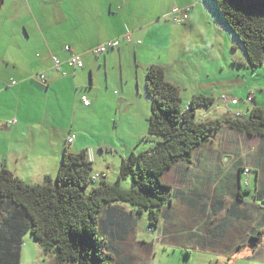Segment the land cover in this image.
<instances>
[{
	"label": "crops",
	"instance_id": "obj_1",
	"mask_svg": "<svg viewBox=\"0 0 264 264\" xmlns=\"http://www.w3.org/2000/svg\"><path fill=\"white\" fill-rule=\"evenodd\" d=\"M175 7L191 8L185 23L171 21L170 12ZM214 31H225L229 41L227 49H230V59L224 58L223 66L214 60L213 54L207 56L213 57L212 67L216 64L220 69L218 76L211 74L206 65L207 51L220 46L215 36L213 40L205 36ZM125 35L130 36V43H121L119 48L99 57L93 55L98 46ZM65 47H69L70 52H66ZM238 50L232 35L215 16L207 0H0V167L25 184L36 185L46 177L56 176L66 148L72 153L84 151L94 166L98 163V153L102 155V149L96 146L100 147L97 142L108 129V111L111 106L114 113L133 109V99L145 94V74L150 66L163 68L165 81L180 89L181 104L185 100L186 109L196 95L214 100L215 82L223 78L229 61L232 68L251 71L252 77L258 76V70L264 72V65L250 70L245 57V63L231 57L232 52ZM73 54L81 58V70L73 71L67 66ZM53 57L59 61L61 71L54 69ZM41 75L45 77L44 85L38 81ZM116 86L118 91L111 93ZM259 88L263 92L264 88ZM81 97L89 101V106L82 104ZM113 97L119 98L118 103ZM144 97L149 101L146 95ZM248 97L252 100L249 107L243 108L245 113L253 107L264 112V99L258 97L257 88L253 94L248 93L246 99ZM11 121L15 124L9 125ZM70 136L74 140L67 146ZM252 139L254 147L244 159L245 164L235 159L231 175L226 174L225 178L230 176L231 188L235 180L240 184L239 169L248 165L253 178V172L264 159V139L246 137L240 146L246 150ZM106 152L111 153V149L107 148ZM104 169L95 173L93 170V174L112 184L108 173L113 166L110 168L107 164ZM173 169L182 194H192L197 178H194L191 163L178 164ZM211 170L216 174L220 172L218 166ZM170 188L172 191L173 187ZM247 199L249 195L241 199L236 196L237 204L230 207L232 213L253 218L249 231L232 242L230 251L238 254L232 259L264 264V210L252 198V202ZM171 208L172 202L163 210V219L170 217ZM142 215L134 214L125 204L103 209L98 238L103 241L105 256L113 259L111 252L115 255L125 252L122 246L127 245L132 236L135 217ZM145 223L148 228L147 218ZM24 246L25 241L21 259ZM230 251L221 257L228 258ZM208 255L218 256L216 252ZM232 259L227 264H236Z\"/></svg>",
	"mask_w": 264,
	"mask_h": 264
},
{
	"label": "trees",
	"instance_id": "obj_2",
	"mask_svg": "<svg viewBox=\"0 0 264 264\" xmlns=\"http://www.w3.org/2000/svg\"><path fill=\"white\" fill-rule=\"evenodd\" d=\"M215 16L232 35L250 70L264 65V0H207ZM145 95L150 102L146 136L138 141L146 150L121 159L115 182L92 180L93 165L86 153L63 150L57 174L41 184L28 185L0 167V264H21L25 237L39 246L53 264H112L98 238L101 212L113 204L129 205L136 215L146 214L148 228L163 220L171 204V188L160 182L178 164H190L192 155L227 129L247 138L264 139V112L253 107L239 117L226 115L198 122L196 112L212 106L214 100L193 96L181 107V92L165 81L164 70L150 66L145 74ZM137 148V146H136ZM244 187V170L239 169L241 199L249 195L264 210V178L261 169ZM264 166V164H263ZM127 181L130 182L128 186ZM122 183L125 185L122 186Z\"/></svg>",
	"mask_w": 264,
	"mask_h": 264
},
{
	"label": "rangeland",
	"instance_id": "obj_3",
	"mask_svg": "<svg viewBox=\"0 0 264 264\" xmlns=\"http://www.w3.org/2000/svg\"><path fill=\"white\" fill-rule=\"evenodd\" d=\"M220 22L222 24L221 20ZM212 28L215 27L212 25ZM214 32H208L205 36L209 37L210 40H213L215 36L220 46H216L212 51H207L206 65L211 70L209 71L211 74L218 76L220 69H217L216 64L212 67L211 60L214 57V60L217 59L223 66L224 58L230 59L228 57L230 49H227V42L229 41L225 31ZM210 54H213V57L211 56L209 59L207 56ZM231 55V57L245 63L241 49L235 53L232 52ZM228 66L224 67L223 73L225 75L223 78L215 82L217 89L214 90L215 96L212 106L198 110L196 114L198 122L215 121L227 114L233 117L237 114L243 115L245 113L244 107L250 106V103L246 104L245 102L246 97L248 93L252 92L253 94L256 88L258 97L264 99V90L261 92L259 88H264V81L260 76L264 72L258 70V76L254 75V78L251 71L232 68L231 61L228 62ZM113 91L117 92L118 87L116 86L111 93ZM144 96L145 94L139 99H133V109L130 112L124 113V109H122L121 112L114 113L113 106L108 111V120L106 121L108 129L97 142L100 147L96 146L97 149H102V155L98 153V163L93 166V170L95 173L105 170L104 166L107 164L110 168L113 166V169L108 173V179L111 183L116 180L121 159L128 157L131 153L137 154L149 147L148 144L138 145V141L146 136L147 120L150 115V103ZM222 97L236 100L238 106H226L221 100ZM116 99L117 97H113V101L118 103L119 98ZM181 105L182 108L186 107L185 100ZM207 109L209 110L206 111ZM244 138L246 137L222 129L212 137L209 143L193 153L191 170L195 173L194 178H197V187L190 195L182 194L178 188L174 174L176 170L173 169L168 172L160 182L173 187L170 193V201L172 202L170 217L167 220L163 219L157 228L151 230L146 227L145 214L136 216L132 236L127 240V245L122 246V250H125L126 253L115 255L111 252L112 264H224V262L231 261L229 259L237 257V251L234 253L230 251L231 244L249 231L253 218L249 216L243 218L239 212L232 213L230 207L237 204L236 190L238 184L236 180L233 181L234 187L232 188L234 190H232L230 176L225 177L228 172L231 175L233 161L241 159L240 164H245L244 159L248 158L247 155L254 147L255 140L252 139L248 142L247 149H242L240 143L244 142ZM107 148L111 149V153L106 152ZM263 164L261 179L264 178ZM217 166L220 168L219 174L214 173L215 170H211L212 167ZM250 181L252 184L253 178H250ZM127 184L129 186L130 182L127 181ZM124 185L122 183V186ZM247 201L252 202L250 197ZM219 204L223 210L219 209ZM132 237L133 240H131ZM29 238L31 237H25L23 240L22 247L24 241L25 246L21 264H50V260L53 264L52 256L42 255L39 246ZM162 239L163 242L161 243ZM142 241H145V244ZM144 246L145 249H143ZM229 251V256H226L228 258L221 257L225 253L228 255L227 252ZM214 252L218 256L208 255L214 254ZM40 254L41 256H39ZM232 261L236 264H262L259 261H251L250 263L246 260L237 262L232 259Z\"/></svg>",
	"mask_w": 264,
	"mask_h": 264
},
{
	"label": "built area",
	"instance_id": "obj_4",
	"mask_svg": "<svg viewBox=\"0 0 264 264\" xmlns=\"http://www.w3.org/2000/svg\"><path fill=\"white\" fill-rule=\"evenodd\" d=\"M190 11H191L190 7H185V8H182V9L177 8V7L173 8L171 10V12H170L171 21L174 24H183V23H185L188 20V16H189ZM130 42H131L130 36L129 35H125V36H123L120 39L108 41L105 44H102V45L98 46L97 48H95L93 50V55L96 56V57L104 55V54H106L107 52H109L111 50L119 48L121 43L128 44ZM64 50L66 52H70V48L69 47H65ZM52 62H53L54 69L57 70V71H61L60 63L55 57L52 58ZM67 66L70 69H72L73 71H76V70H81L83 68V63H82L81 58L78 55H74L73 54L68 59ZM63 75H65V74H63ZM38 81H39V83L41 85H44L45 82H46L45 81V77L43 75L39 76ZM221 100L226 104V106H237L238 105L236 100L228 99L227 97H222ZM251 100H252V98L248 97L246 99V101H245L246 104L247 103H251ZM81 102H82V104L84 106H89V101L85 97H81ZM241 115L242 114H237L234 117H239ZM13 124H15V121L9 122V125H13ZM73 140H74V137L70 136L67 139V142H66L67 146L71 145ZM244 176H245V181H243L242 184H243L244 187H248L249 186V177H250V175H249V171L247 169L244 170ZM97 179H99L98 175H94L93 178H92V180H94V181H96Z\"/></svg>",
	"mask_w": 264,
	"mask_h": 264
},
{
	"label": "flooded vegetation",
	"instance_id": "obj_5",
	"mask_svg": "<svg viewBox=\"0 0 264 264\" xmlns=\"http://www.w3.org/2000/svg\"><path fill=\"white\" fill-rule=\"evenodd\" d=\"M228 262H224V264H227Z\"/></svg>",
	"mask_w": 264,
	"mask_h": 264
},
{
	"label": "water",
	"instance_id": "obj_6",
	"mask_svg": "<svg viewBox=\"0 0 264 264\" xmlns=\"http://www.w3.org/2000/svg\"><path fill=\"white\" fill-rule=\"evenodd\" d=\"M254 246H252V249H253Z\"/></svg>",
	"mask_w": 264,
	"mask_h": 264
}]
</instances>
